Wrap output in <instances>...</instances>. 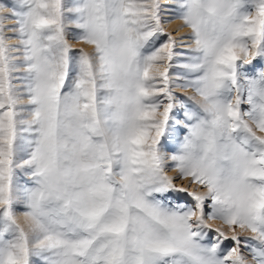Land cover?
Returning a JSON list of instances; mask_svg holds the SVG:
<instances>
[{
  "label": "snow or ice",
  "instance_id": "1",
  "mask_svg": "<svg viewBox=\"0 0 264 264\" xmlns=\"http://www.w3.org/2000/svg\"><path fill=\"white\" fill-rule=\"evenodd\" d=\"M0 264H264V0H0Z\"/></svg>",
  "mask_w": 264,
  "mask_h": 264
},
{
  "label": "bare ground",
  "instance_id": "2",
  "mask_svg": "<svg viewBox=\"0 0 264 264\" xmlns=\"http://www.w3.org/2000/svg\"><path fill=\"white\" fill-rule=\"evenodd\" d=\"M178 23H179V22L174 23V24L170 25L169 27H175V28H176V27L178 26Z\"/></svg>",
  "mask_w": 264,
  "mask_h": 264
},
{
  "label": "rangeland",
  "instance_id": "3",
  "mask_svg": "<svg viewBox=\"0 0 264 264\" xmlns=\"http://www.w3.org/2000/svg\"><path fill=\"white\" fill-rule=\"evenodd\" d=\"M173 29H175V27H169L170 31L173 30ZM182 95H183V93H182ZM213 226L215 227L216 225L214 224Z\"/></svg>",
  "mask_w": 264,
  "mask_h": 264
}]
</instances>
